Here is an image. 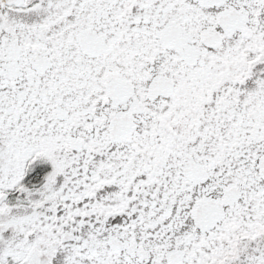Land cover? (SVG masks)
<instances>
[{
    "label": "snow or ice",
    "instance_id": "snow-or-ice-1",
    "mask_svg": "<svg viewBox=\"0 0 264 264\" xmlns=\"http://www.w3.org/2000/svg\"><path fill=\"white\" fill-rule=\"evenodd\" d=\"M0 264H264V0H0Z\"/></svg>",
    "mask_w": 264,
    "mask_h": 264
}]
</instances>
